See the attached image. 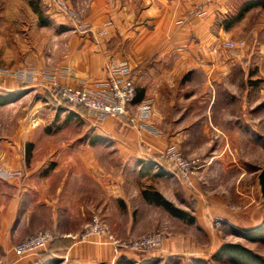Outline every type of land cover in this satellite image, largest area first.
<instances>
[{
    "label": "crops",
    "instance_id": "obj_1",
    "mask_svg": "<svg viewBox=\"0 0 264 264\" xmlns=\"http://www.w3.org/2000/svg\"><path fill=\"white\" fill-rule=\"evenodd\" d=\"M67 2L71 9L80 11L89 31L77 30L73 21L48 5L46 14L57 26L49 30L54 36L53 49L49 51L54 53L52 58L40 56L42 51L37 48L35 62H28L22 70L11 71L31 73L33 77L20 80L8 75L5 83H0V91L12 95L45 94L52 82L48 74L62 84L85 86L99 93L100 86L109 79L107 65L118 61L127 62L134 69L138 101L130 107L127 116L104 119L81 108L56 109L51 105L56 127H44L50 133L45 135L46 146L31 142L36 144L35 155L14 164L25 174L13 183H2L0 264L149 263L166 255L202 258L206 253L201 251L199 243L184 237L181 231L168 237L162 248L146 254V259L141 253L127 250L116 255L113 245L102 237L89 242H80L77 237L97 215L116 239L135 240L158 226L160 220L152 214L156 208L175 221L205 233L211 229L208 216L224 219L233 228L241 223L240 212L227 201L203 196L194 187L197 177L186 180L162 158L167 148L180 146V139L191 136L188 128L176 125L184 120L183 116L186 122L194 117L192 103L199 102L202 107L206 102L196 96L198 92L191 86L177 85L176 89L183 93L174 98L176 101L170 98L168 101L179 102L184 110L180 115L176 111L173 116L161 109L162 98L157 94L160 88L156 87V78L168 73H197L208 78L219 69L220 60L215 59L207 46L218 40L219 31L214 33L212 26L219 14L226 13L232 0ZM203 10L208 16L198 17L196 12ZM36 21L40 25L37 16ZM171 60L175 62L169 67ZM147 103L151 104V113L143 116L138 108ZM215 103V97L211 98L206 109ZM208 115L212 120L213 114ZM35 129L30 134L36 133ZM149 188L172 204L175 199L182 205L175 207L195 217V222L190 224L149 203L144 196ZM198 193L200 198L195 196ZM150 222L154 223L153 228L145 230L143 225ZM161 226L157 228H166ZM42 231L56 235L52 250L35 257L18 258L13 247Z\"/></svg>",
    "mask_w": 264,
    "mask_h": 264
},
{
    "label": "rangeland",
    "instance_id": "obj_2",
    "mask_svg": "<svg viewBox=\"0 0 264 264\" xmlns=\"http://www.w3.org/2000/svg\"><path fill=\"white\" fill-rule=\"evenodd\" d=\"M247 1L250 0H232L226 13L219 14L212 26L214 33L219 31V37L207 47L216 56L215 59L220 61L216 62L219 69L210 73V77L197 73L189 75L168 73L156 78V87L160 88L157 94L162 98L161 109L173 116H176V111L180 115L184 110V106L179 102L171 104L168 101V98L176 101L174 98L183 93L176 89L177 85L191 86L197 90L196 96L200 97L203 103L206 102L202 107L199 102L196 104L193 102L194 117L186 122L183 116L184 120L177 123L178 128H188V135L191 136L188 139L186 137L180 139L182 145L176 147L188 160L201 159V167L189 178L197 177L194 184L197 191L205 197L223 198L232 209L240 212L242 224H237L233 228L227 225L224 219L208 216L211 229L209 233H205L185 222L175 221L163 210L156 208L152 214L154 218L160 220L157 225L166 228L159 229L158 226L153 228L154 223H145L143 225L145 230L150 229V226L153 229L144 236L156 231L164 232L165 242L168 237L175 236V231H181L184 237L195 239V242L199 243L201 251L204 250L206 253L202 259L209 261L210 264H235L226 256L214 258L225 245L241 244L264 258L263 242H251L235 233L238 230L257 228L264 223V211L256 210V206L260 204L257 177L264 168V7L247 11L240 21L229 28L226 27L240 14ZM37 2L47 15L48 5L50 6L48 0H0V83H5L8 75L20 80L25 78L24 73L19 74L21 71L15 73L11 71L22 70V67L28 66V62H35L36 55L39 54L36 52L37 48L38 51H42L40 56L52 58L54 54L53 51L49 52L53 49L54 41V36L49 30L57 26L54 23L49 26L41 25L39 14L35 11ZM36 16L40 19V25H37ZM233 41L242 45L240 49L232 52L225 48V43ZM173 62L175 61H168V66H173ZM1 70H8L10 74L4 75ZM173 89L176 91H172ZM16 95L11 102L0 105V171H20L14 164L21 158L34 156L37 151L36 144L31 142L38 141L40 147L46 146L45 135L50 133L45 131L44 127L47 125L56 127L52 106L55 105L56 109L67 106L58 107L52 101L40 98L39 94L35 96L31 92ZM213 97L216 100L215 105L206 109V104ZM45 102L51 104H44ZM210 113L213 114L212 120L208 118ZM33 129L37 132L30 134ZM15 179L17 178L0 176V191L3 189L2 183H13ZM195 196L201 197L199 193ZM174 201L175 199L174 206L182 207L180 203ZM111 234L114 240L121 243L132 241L118 240L113 233ZM141 254L144 258L148 253ZM195 262L196 260L189 255H166L152 259L149 263L122 261L118 264H195Z\"/></svg>",
    "mask_w": 264,
    "mask_h": 264
},
{
    "label": "built area",
    "instance_id": "obj_3",
    "mask_svg": "<svg viewBox=\"0 0 264 264\" xmlns=\"http://www.w3.org/2000/svg\"><path fill=\"white\" fill-rule=\"evenodd\" d=\"M50 5L56 11L75 23V28L83 33H87L88 26L82 22L79 13L70 8L67 0H48ZM204 2H213L215 0H203ZM196 15L200 18L207 17L208 14L203 11H197ZM240 42H226L225 48L232 51L240 49ZM109 79L100 86V92L96 93L85 86L71 87L56 81L53 75L47 78L52 80L49 87L46 88L45 94H39L40 98L48 99L60 106H70L72 108H81L88 114L96 116L100 119L104 117L127 116L130 107L135 103L137 95L136 73L127 62H111L106 67ZM1 73L7 75V70H1ZM22 74V73H19ZM25 78L30 80L32 74L24 73ZM141 114L146 116L151 113V104L147 103L139 108ZM156 132V131H155ZM157 133V132H156ZM162 158L171 165L175 171L182 174L184 178L189 179L201 167V159L188 160L182 151L176 146H170L163 154ZM2 178H18L22 176V172L0 171ZM94 237L105 238L111 243L119 255L123 250L132 253H150L151 251L162 248L164 242V232L156 231L149 235L136 238V240L128 242H119L113 239L108 227L103 223L97 215L93 217L92 224L84 229L77 237L80 242H89ZM56 235L52 232L42 231L34 236L20 242L13 247L18 258L35 257L42 252H48L50 245L56 240Z\"/></svg>",
    "mask_w": 264,
    "mask_h": 264
},
{
    "label": "trees",
    "instance_id": "obj_4",
    "mask_svg": "<svg viewBox=\"0 0 264 264\" xmlns=\"http://www.w3.org/2000/svg\"><path fill=\"white\" fill-rule=\"evenodd\" d=\"M38 3V2H37ZM264 7V0H250L247 1L246 4L241 8L240 14L236 16L235 18L230 21L226 27L229 28L233 24L240 21V19L245 15V13L253 8L257 7ZM35 11L37 14H39V17L41 19V25L43 26H49L52 25V21L50 20L47 15L44 14V11L40 9V3L35 5ZM17 96V95H16ZM15 95L9 94L8 92L1 91L0 92V105L11 102L12 99L16 98ZM138 101V98L136 97L134 102ZM62 108V107H61ZM144 196L146 200L150 203H155L158 206H161L165 208L172 216L176 218H180L184 221H187L190 224H193L195 222V217H191L189 214L184 212L181 209H177L172 203L168 202L165 198H163L159 193L154 192L152 189H148L144 192ZM235 233L238 235H241L242 237H245L249 241H259L264 243V223L257 227L252 228L251 230H238L235 231ZM56 241V240H55ZM55 241L50 245L49 250H52ZM43 253V252H42ZM41 253V254H42ZM226 256L228 259H230L235 264H264V258L259 256L258 254L252 252L245 246L238 244V245H225L223 248L218 252L216 256H214L215 259H218L220 257ZM196 262L195 264H210L209 261L202 259V258H195Z\"/></svg>",
    "mask_w": 264,
    "mask_h": 264
},
{
    "label": "water",
    "instance_id": "obj_5",
    "mask_svg": "<svg viewBox=\"0 0 264 264\" xmlns=\"http://www.w3.org/2000/svg\"><path fill=\"white\" fill-rule=\"evenodd\" d=\"M257 185L260 188V204L256 206V210L264 211V168L257 177Z\"/></svg>",
    "mask_w": 264,
    "mask_h": 264
}]
</instances>
